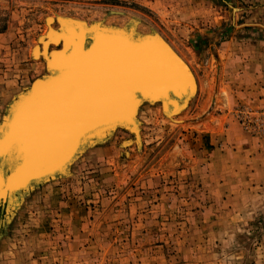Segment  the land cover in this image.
Wrapping results in <instances>:
<instances>
[{"label":"rangeland","instance_id":"obj_1","mask_svg":"<svg viewBox=\"0 0 264 264\" xmlns=\"http://www.w3.org/2000/svg\"><path fill=\"white\" fill-rule=\"evenodd\" d=\"M112 12L162 28L196 94L180 114L143 104L135 132L13 195L29 166L0 161V264H264V0H0V135L58 50L53 18L112 29Z\"/></svg>","mask_w":264,"mask_h":264},{"label":"bare ground","instance_id":"obj_2","mask_svg":"<svg viewBox=\"0 0 264 264\" xmlns=\"http://www.w3.org/2000/svg\"><path fill=\"white\" fill-rule=\"evenodd\" d=\"M112 13V17L108 16L105 19H100L104 20L106 25H111L112 29L106 26H94L98 22L95 20V22H91L93 27L90 28L82 24L71 25L70 23L65 27V23L61 18L66 19L69 17L56 16L53 18L58 30L56 32L48 30L49 35L53 33L54 36L48 38V40L51 39V44H47L50 41L46 40L43 44L46 45L45 48L53 45L58 50L53 51V54L51 53V60L44 59L46 62L45 75L32 82L28 93L13 108L11 107L12 110L10 109V114L5 119L7 121L3 123L5 129L0 138H3V134L6 136L2 139L3 141H0V161L2 164L11 167L20 160L21 156L25 159L24 156L27 155L31 161L30 153L27 152V146L30 145V137H28L30 132L33 133L35 139L38 138V145L34 146L36 152L34 155H39L36 163L32 161L33 164H28L30 176L48 177L53 174V171H58L57 169H63L71 164L73 160L70 162V158L76 150L82 147L91 137L94 138V136L106 130L105 125L110 120H105L96 112L93 113V107H90L88 103L95 101V99L97 100L95 101L96 104L99 103L98 100L102 98L101 93L105 90H115L117 88L115 74L118 71H121L120 74L123 75H126L129 70L133 71L137 76L136 79L142 80V87L138 86V91L131 89L128 99L118 105L116 113H112V115L114 114L113 117L123 118L126 121L125 124L113 125L114 127L109 129L121 126L131 128L130 130L135 132L138 127V119L136 118L138 110L145 103L155 104L161 102L163 113L172 109L180 114L188 107L190 100L196 94L197 82L191 67L184 58L157 31L154 29L144 30L139 18L129 15L126 17L128 19L121 18L124 21L117 24L118 22L115 23L111 19H117V15L120 16L121 14ZM79 21L74 22L82 23ZM115 27L128 28L133 32L117 30L114 29ZM141 29L144 31H141ZM88 31L92 33L100 31L101 33L95 35L97 37L93 49L90 52H85L84 35ZM104 33L108 36L103 38L101 35ZM117 36L123 37L128 43L121 44L120 41L118 42L120 39H117ZM66 39L68 43H71V46L75 43L74 51L69 55H66L67 52H63ZM55 53L61 55L54 56ZM135 54H138V60L134 58ZM34 55L39 58L40 51H35ZM119 62L128 65L127 69L122 68L126 71L117 69ZM144 62H146L144 65L148 68L151 64L154 65L155 68L152 71L155 72L158 78H163L160 81H148L146 83L144 76L147 73L139 71V69L144 70L143 65L140 68V65ZM53 65L56 68L53 69ZM71 65H75V71L78 68L77 71L73 75L61 78L62 76L59 75L57 69ZM107 66H109V70L106 69ZM96 67L101 68L102 72L106 69L105 77L99 75L95 78L101 72ZM174 71L175 73L172 74ZM75 74L78 75L75 76ZM39 80L45 83L39 85L38 95H30L34 84ZM89 90L92 94L89 93ZM27 96H29V101H26L27 103L25 102L17 110L19 103ZM38 99L39 102H34ZM28 103H30V106H26ZM74 104H76L77 109H72L75 106ZM90 108L92 109L91 113L88 111ZM10 122H12L11 125ZM25 139L27 140L25 141ZM1 178L3 179V175L0 172V180H2ZM8 181L10 186L15 184L12 180ZM16 183L18 184L13 186V189L15 187L17 189L23 188L27 184L25 177L21 178L20 181L17 180ZM2 191L4 192L5 189L2 188ZM9 192L11 195L14 194V190Z\"/></svg>","mask_w":264,"mask_h":264},{"label":"water","instance_id":"obj_3","mask_svg":"<svg viewBox=\"0 0 264 264\" xmlns=\"http://www.w3.org/2000/svg\"><path fill=\"white\" fill-rule=\"evenodd\" d=\"M101 32L100 31H97V32H95V33H92V32H90V31H88V32H86L85 33V35H84V37H85V52H90L92 49H93V47L95 46V43H96V37L97 36H95L96 34H100ZM103 38L104 37H107L108 35L106 34V33H104V34H102L101 35ZM117 39H120V40H118V42L120 41V43L121 44H125V43H128V41H126L123 37H121V36H117ZM117 41V40H116ZM71 43H68V40L66 39V41H65V48H64V51L63 52H67L66 53V55H69V54H72L73 53V51H74V48H75V43L71 46L70 45ZM141 47V46H140ZM146 48V47H145ZM139 53H140V51H138ZM59 53H55L54 54V56H56V55H58ZM141 54V53H140ZM59 55H61V54H59ZM107 56H111V55H107ZM112 57V56H111ZM115 58V57H114ZM134 58L136 59V60H138L139 59V56H138V54H135L134 55ZM145 59H148V58H145ZM149 60V59H148ZM151 61V60H150ZM75 63H76V61H75ZM50 64V63H49ZM73 64H74V62H73ZM131 64H133V63H131ZM135 64V63H134ZM144 64H146V62H144L143 64H141L140 65V68L142 67V65L144 66V70H140L139 68V71H142L143 73H147L145 76H144V78H145V80H146V83H148V81H160L163 77H160V78H158L157 76H156V74H155V72H153L152 70L155 68V66L154 65H150L149 66V68L146 66V65H144ZM54 65H53V69H54ZM75 65H71V66H68V67H66V68H60V69H57V71H59V75H61L62 77L61 78H63V77H66L67 75L68 76H70V75H73L76 71H77V69H76V71H75ZM56 68V67H55ZM122 68H128V65L127 64H122V62H119V65H118V68L117 69H121V70H123V71H126V69H122ZM96 69L97 70H99V71H101V72H99L96 76H95V78L97 77V76H102V77H105V75H106V73H105V70L107 69V70H109V66H107V68L106 69H104L103 71L104 72H102V70H101V68H97L96 67ZM149 70V71H148ZM111 71V70H110ZM176 72H177V70H175ZM175 71L172 73V74H174L175 73ZM112 72H114V71H112ZM108 73V72H107ZM121 73V71H118V72H116V78H115V81H116V86H117V88L115 89V90H105L103 93H101V96H102V98L101 99H99L98 101H99V103H97L96 104V102L95 101H97L96 99H95V101H93V102H91V103H88L89 104V106L90 107H93V113L94 112H96L97 114H99L100 115V117H103L105 120H107V119H109L110 121L107 123V125H105L106 127V130H111V129H109V128H112V127H114V126H116L117 124H118V126L119 125H124L125 124V120H123V118H121V117H113L114 116V114L112 115V113L113 112H115L116 113V108L118 107V105L119 104H121L122 103V101H124L125 99H128L127 97L130 95V92H131V89H135V90H137L138 91V89H139V87L138 86H141L142 87V80L141 79H136V74L133 72V71H127V73H126V75H123V74H120ZM112 74V73H111ZM130 74V76H128ZM171 74V75H172ZM76 75H78V74H75V76ZM83 76V75H82ZM139 76V75H138ZM165 76V75H164ZM60 78V79H61ZM87 78V77H86ZM94 78V79H95ZM143 78V79H144ZM55 79V78H54ZM59 80V79H58ZM51 81H53L52 79H51ZM45 82L44 81H42V80H39V81H37L35 84H34V86H33V88H32V92H31V94L30 95H34V96H37L38 95V87H39V85H41V84H44ZM134 85V86H133ZM82 88V87H81ZM141 91L143 92V90L141 89ZM89 93L90 94H92V92H91V90H89ZM29 95V96H30ZM114 95V96H113ZM29 96H27V97H25L20 103H19V106H18V108H17V110L18 109H20V107L27 101H29ZM93 96V95H92ZM33 100H35V99H33ZM41 100H42V98H41ZM26 102V103H27ZM34 102H39V99L37 100V101H34ZM33 102V103H34ZM31 103V102H30ZM30 103H28L26 106H30ZM75 106L72 108V109H77V106H76V104H74ZM86 105V104H85ZM84 105V106H85ZM89 106H88V108H89ZM99 106V107H98ZM16 110V111H17ZM112 110V111H111ZM89 111V113H91L92 112V109L90 108V110H88ZM108 111H111V112H108ZM108 115H112V116H108ZM133 115V114H132ZM132 122H133V120H132ZM11 123L12 122H10V125H11ZM9 125V126H10ZM114 125V126H113ZM104 128V129H105ZM128 128V127H127ZM128 129H131V128H128ZM106 130H104V131H106ZM103 131V132H104ZM28 137H30V145H28L27 146V148H28V150H27V152H29L30 153V155H29V157H31V161H30V159L28 158V155L27 156H24V158L25 159H23V161H24V163L25 164H33V163H31L32 161L34 162V163H36V161H37V159H38V156L39 155H34L36 152H35V147L38 145V138L37 139H35V137H33V133L32 132H30V133H28ZM6 136V135H5ZM4 134H3V138L2 139H4ZM33 137V138H32ZM1 138H0V141H3ZM22 140H24V139H22ZM27 139H25V141H26ZM41 141V140H40ZM36 143V144H35ZM35 146V147H34ZM32 148H33V150H32ZM83 148V146L82 147H80L78 150H76L75 152H74V154L71 156V158H70V162L72 161V160H74L75 159V157L77 156V154L81 151V149ZM24 149V148H23ZM25 150V149H24ZM26 153V152H25ZM29 159V160H28ZM65 168V167H64ZM63 168V169H64ZM62 168H60V169H57L58 171H53V174H51V175H54V174H56V173H58V172H61L62 170H61ZM61 170V171H60ZM30 173V172H29ZM52 173V172H51ZM50 176V175H49ZM44 176H30L29 174L25 177V179H26V182H27V184L28 183H30L31 181H34V180H38V179H41V178H43ZM47 176H45L44 178H46ZM8 182L9 181H7V184H8ZM26 184V185H27ZM13 186H17V184H13L11 187H13ZM10 186H9V188H11ZM16 188V187H15ZM15 188L13 189V188H11V189H9V190H15Z\"/></svg>","mask_w":264,"mask_h":264},{"label":"crops","instance_id":"obj_4","mask_svg":"<svg viewBox=\"0 0 264 264\" xmlns=\"http://www.w3.org/2000/svg\"><path fill=\"white\" fill-rule=\"evenodd\" d=\"M118 14H121L122 16H124L123 15V13L122 12H117ZM129 15H125L124 17L126 18V17H128ZM135 17H137V16H135ZM120 18H122V17H120ZM139 20L141 21V24H143V26L146 28V27H148L146 24H144L143 23V21H142V19H140L139 18ZM145 28H143L144 30H146ZM147 29H154L155 31H157L161 36H162V38H165L172 46H173V44L167 39V35L165 34V31H163L162 30V28L161 29H156V28H147ZM174 48H175V46H173ZM177 50V49H176ZM178 53H179V51H177ZM38 78H41V77H38ZM30 88V87H29ZM28 88V89H29Z\"/></svg>","mask_w":264,"mask_h":264}]
</instances>
